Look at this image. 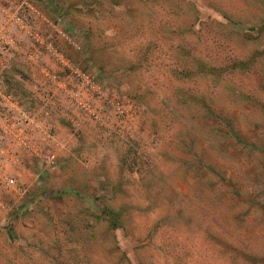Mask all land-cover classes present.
<instances>
[{
  "label": "rangeland",
  "instance_id": "obj_1",
  "mask_svg": "<svg viewBox=\"0 0 264 264\" xmlns=\"http://www.w3.org/2000/svg\"><path fill=\"white\" fill-rule=\"evenodd\" d=\"M0 2V93L37 125L0 128V264H264V0Z\"/></svg>",
  "mask_w": 264,
  "mask_h": 264
},
{
  "label": "built area",
  "instance_id": "obj_2",
  "mask_svg": "<svg viewBox=\"0 0 264 264\" xmlns=\"http://www.w3.org/2000/svg\"><path fill=\"white\" fill-rule=\"evenodd\" d=\"M11 21L16 24H22V20L19 16L13 14H7ZM32 39L34 44H41L46 51L57 60L59 64L62 66H69V61L62 55L54 45L50 42L44 43L43 39L38 35V33H32ZM0 38L4 40L5 44H10L9 40H7L6 36L2 33L0 34ZM31 56V54L29 55ZM43 74L48 77L49 81H51L58 88L65 90L68 97H70L73 102L83 111V113L92 119L93 121L101 120V115L99 111H97L96 106L93 105L88 98H85L80 92L70 91L67 88L65 82H62L57 78V75L54 72H50L47 70H41ZM79 82L89 90H92L96 95L99 94L98 89L94 86L93 82L86 73L81 72L79 70L75 71ZM0 103L6 108L9 106L7 113L11 114L12 117L8 118L7 113H0V128L1 130L7 134L12 136L18 143L26 145L23 135L31 132V129L35 127V123L33 118L18 105V101L13 99L10 95L0 93ZM110 110L116 112L118 114H122L124 111L120 109V106L116 102L108 103ZM37 126V125H36ZM44 132V131H42ZM45 133V132H44ZM1 153L3 151H0ZM43 161L47 164H53L52 156H45ZM0 180L2 183L10 189H16V185L14 180L8 176L7 174L0 172Z\"/></svg>",
  "mask_w": 264,
  "mask_h": 264
},
{
  "label": "crops",
  "instance_id": "obj_3",
  "mask_svg": "<svg viewBox=\"0 0 264 264\" xmlns=\"http://www.w3.org/2000/svg\"><path fill=\"white\" fill-rule=\"evenodd\" d=\"M5 6L3 5V3H1L0 2V18L1 19H4V18H6V14H7V9L6 8H4ZM17 101V100H16ZM1 104V103H0ZM8 108H9V106H7L5 109L4 108H2V109H4V113H7V110H8ZM31 116V115H30ZM37 130V126H36V123H35V127L34 128H32L31 129V132H29V133H27V134H24V137H23V139L24 140H26L27 139V141H28V139L29 140H31L30 138H31V133H33L34 131H36ZM7 137V135L5 136V138ZM6 139H8V138H6ZM8 143V144H7ZM15 143L16 142H14V143H10V140H8L7 142L6 141H3V144H5V146L4 145H2V143L0 142V151H2L3 149H5V147L6 148H8L9 150H11L10 151V154H9V152H7V153H5L6 154V156L4 155V154H0V158H3L4 160H0V162L2 163V162H10V163H13V164H15L16 165V163H21V161L19 162V156H17L16 154H15V151L14 150H21V149H19V147L20 148H22V149H24L23 147H21L18 143H16L17 145H15ZM12 148L14 149V150H12ZM8 149H6V150H8ZM1 153V152H0ZM3 156V157H2ZM13 157H15V158H13ZM3 164V163H2ZM6 170V169H5ZM9 170V172H10V170L11 169H7V171ZM14 180V179H13ZM15 182V181H14ZM16 185V184H15Z\"/></svg>",
  "mask_w": 264,
  "mask_h": 264
}]
</instances>
